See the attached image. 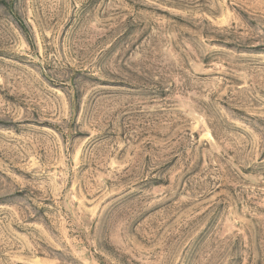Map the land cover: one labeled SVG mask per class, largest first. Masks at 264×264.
I'll list each match as a JSON object with an SVG mask.
<instances>
[{
  "label": "rangeland",
  "instance_id": "obj_1",
  "mask_svg": "<svg viewBox=\"0 0 264 264\" xmlns=\"http://www.w3.org/2000/svg\"><path fill=\"white\" fill-rule=\"evenodd\" d=\"M0 264H264V0H0Z\"/></svg>",
  "mask_w": 264,
  "mask_h": 264
}]
</instances>
